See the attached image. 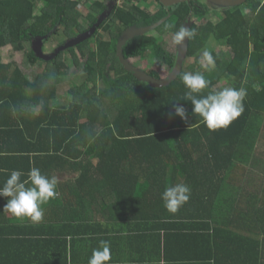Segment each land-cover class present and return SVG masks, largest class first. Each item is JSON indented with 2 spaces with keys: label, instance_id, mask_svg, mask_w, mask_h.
<instances>
[{
  "label": "trees",
  "instance_id": "obj_1",
  "mask_svg": "<svg viewBox=\"0 0 264 264\" xmlns=\"http://www.w3.org/2000/svg\"><path fill=\"white\" fill-rule=\"evenodd\" d=\"M118 1L135 5L126 11L115 4L100 25L102 29L45 62L50 67L41 79L29 80L17 63L0 59V140L5 143L13 134H23L32 147L28 151L35 160L31 168L40 169L42 174L139 176L125 181H134L132 187L140 184L135 199L154 206V220L158 219L160 233L169 237L171 249L174 246L176 262L199 260L203 244L206 258L217 264H264V214L247 209L249 197L242 190L220 189L218 195L203 185L211 176L198 179L200 174H228L220 181L228 182L234 154L264 140V132L260 134L253 127L264 116V0L218 7L222 17L215 23L206 19L209 11L204 4L200 8L194 2L182 3L167 9L160 5L159 13L152 15L148 8L136 6L152 0ZM107 9L105 0L0 1V48L23 52L25 45L37 38L60 34V27L67 37L76 38L94 26ZM192 15L204 22L189 19L188 29L195 35L188 38L176 80L155 89L124 71L115 55V43L124 28L165 20L160 31L174 35ZM144 17L152 21L144 24ZM140 39L125 47L136 46L135 52L146 57L143 45H150L158 66L174 67L175 54L166 53L151 37ZM210 40L217 44L209 50L215 65L205 68L201 53ZM26 59L32 66L39 63L33 50ZM68 63L79 68V80L68 90L67 102L60 103L56 100L57 85L44 81L62 78ZM186 72L202 73L209 81L199 96L218 91L220 86L246 89L242 114L227 128L210 131L191 113L182 83ZM176 103L189 110L187 123L178 116L169 117ZM90 157H96L95 164ZM31 168L10 166L4 174L12 170L27 174ZM177 183L188 185L191 194L188 202L171 214L164 208L161 194ZM167 248L164 241L166 258Z\"/></svg>",
  "mask_w": 264,
  "mask_h": 264
},
{
  "label": "crops",
  "instance_id": "obj_2",
  "mask_svg": "<svg viewBox=\"0 0 264 264\" xmlns=\"http://www.w3.org/2000/svg\"><path fill=\"white\" fill-rule=\"evenodd\" d=\"M253 127L260 134L264 132V116ZM22 135L15 133L5 143L0 140V186L10 166L31 168L35 163L28 152L32 147ZM242 151L234 154L228 182H220L228 174H200L198 179L211 176L203 185L215 189L218 195L220 189L242 190L249 197L247 209L264 214V140H256ZM91 159L95 164L96 157ZM44 175L57 178L58 195L43 206L42 222L13 218L3 207L8 198H0V264H88L92 250L101 241L110 244L111 260L107 264L186 263L176 262L174 246L171 249L169 237L158 230L151 202L135 199L140 184L132 187L134 181H125L139 176L75 172ZM26 178L27 174L21 177ZM164 241L168 243L167 258ZM199 250V260L190 264H217L206 258V246L201 244Z\"/></svg>",
  "mask_w": 264,
  "mask_h": 264
},
{
  "label": "clouds",
  "instance_id": "obj_3",
  "mask_svg": "<svg viewBox=\"0 0 264 264\" xmlns=\"http://www.w3.org/2000/svg\"><path fill=\"white\" fill-rule=\"evenodd\" d=\"M112 10L113 7L112 9H109L108 12L111 13ZM194 35L195 33L193 31L181 26L179 31L174 33L173 40L177 46H181L186 39L192 38ZM51 38L54 37L37 38L36 43L34 42L35 40H33L31 44L41 42L42 53L46 56H50L56 49L63 46V43L61 42V44L53 50H49L45 45V40L49 43H53ZM44 47L47 51H44ZM65 51H67V49L60 53ZM122 55L123 59L127 61L131 67L139 70L132 66L130 59L126 58L125 54L122 53ZM55 57L49 60L37 59L39 62H47L52 61ZM201 59L205 68L214 67L215 60L211 52L207 50L203 51ZM173 68L171 69L173 70ZM139 71L142 72V70ZM148 76H150V74ZM150 77L160 79L157 76ZM182 83L187 89L185 96L191 102V113L198 115L210 131L227 128L242 114L244 110L243 101L247 94L246 89L244 88L237 89L234 87H225L215 92H209L205 96H199L202 90L209 85V81L199 72L184 73L182 76ZM58 94H60V92H58ZM56 100L60 101L59 95ZM172 109V112L168 113L169 117L173 115L178 116L181 120L186 123L188 122L189 110L183 104H173ZM24 175L25 174L20 170H12L3 185L0 186V198H8L3 207L13 218L21 221L27 220L33 224H37L42 222L44 218L43 206L50 200L55 199L58 195L56 190L58 180L55 176L48 177L47 175L42 174L40 169L35 167L31 168L27 173V178L22 180L21 177ZM190 194V187L183 183H177L173 186L166 187L161 194L163 206L169 213L175 214L188 202ZM110 260V244L107 241H101L99 247L92 250L91 257L88 259V264H107Z\"/></svg>",
  "mask_w": 264,
  "mask_h": 264
},
{
  "label": "rangeland",
  "instance_id": "obj_4",
  "mask_svg": "<svg viewBox=\"0 0 264 264\" xmlns=\"http://www.w3.org/2000/svg\"><path fill=\"white\" fill-rule=\"evenodd\" d=\"M87 3L89 5L90 2H87ZM125 4H127L126 1L124 3H121V5H123L124 7H125ZM199 4H204L208 7L209 13L206 16L207 20H211L213 23H215L221 19L222 13H221L220 9H218V7H220V6L217 7V6L211 5L210 3H207V2H200ZM140 6L143 7L142 4H140ZM150 8L152 10H154V8H155L154 2L151 3ZM191 20L197 24H202L204 22L203 19H200L194 15L191 16ZM50 28H51V26H48V30ZM58 32L60 33V31H58ZM151 33H153V32H151ZM165 39H166V41H168V45L174 43V41L171 39L170 35H165ZM64 40H65L64 35L58 34L54 38H51V41H53V43H49V42H47V40H45V42H46L45 45L47 46V48H49V50H53L55 47H57L59 44H61V42H63ZM36 41H37V39H35L34 42L36 43ZM157 41H160V40H157ZM35 43L29 44V45L26 44L25 50L23 52H15L14 53L13 51H11L10 47L0 48V59L4 62H15V63H17L19 66H21L24 69L26 77L29 80H36L37 78H40V76L45 72V70L48 67H50V65L46 64L45 62H39L34 66L29 64L28 60L26 59V56L30 50H33V46ZM168 45H166V47H167L166 49L169 51H174V45H171V46H168ZM216 45L217 44L215 43V41L210 40L208 43V48L206 50L207 51L213 50L216 48ZM44 51H47V49L45 47H44ZM202 53H201V55H202ZM133 54H134L133 59H132V56L130 58L129 57L128 58L132 60L131 62L134 63L132 66H134L135 68L142 70L141 65L146 66V64H149L147 59L145 60L143 53L134 52ZM148 54H149V52H146V58H147ZM69 64L70 63H68V70L65 72V75L62 78H59L56 81H52L50 79H45V81H44L46 85L53 84V83H55L57 85L58 92H60V94H58V95H60V103L67 102L68 90L72 87L74 82H77L79 80L78 79L79 68H76V66L69 65ZM148 67H151L150 72L153 73V76H155V77L157 76L160 79L167 77L172 70V69H169L166 67H158V66H154V65L148 66Z\"/></svg>",
  "mask_w": 264,
  "mask_h": 264
},
{
  "label": "water",
  "instance_id": "obj_5",
  "mask_svg": "<svg viewBox=\"0 0 264 264\" xmlns=\"http://www.w3.org/2000/svg\"><path fill=\"white\" fill-rule=\"evenodd\" d=\"M0 1H3V0H0ZM192 1H204L207 3L213 4L217 7L220 6V7H227L228 8V7L240 6V5L244 4L247 0H158V2L166 8L172 7L174 5L182 4V3H189ZM104 19H105V16L104 15L101 16L98 19V21L96 22V24H94V26H92L88 31H86L84 34L68 41L65 45L56 49L54 51V53L50 56H46L42 53L41 42H37V44H34V47H33L34 53L36 54L37 58L40 60L52 59L53 57L57 56L61 51H64L68 48L79 45L80 43L84 42L86 39H89L94 34V32L97 30V28L100 26V24L103 22ZM147 30L148 29H144L143 31H147ZM143 31H142V33H143ZM140 33H141V31L137 32L136 35H139ZM131 35H132V33L130 31H127L118 40L116 55L119 58V61L122 65L123 69L126 72L131 73L137 79V81L145 82L148 84L149 87L155 88V89L165 87V86L169 85L172 81L176 80L178 74L181 71L183 61L186 57L188 39H186L185 42L179 47L178 52H177V58H176L177 60H176L175 66H174L173 70L171 71V73L166 78L155 79V78H152V77L146 75L144 72H141L137 69H134L133 67H131L128 64L127 61H125L123 59L122 47L127 42V40L129 38H131Z\"/></svg>",
  "mask_w": 264,
  "mask_h": 264
},
{
  "label": "flooded vegetation",
  "instance_id": "obj_6",
  "mask_svg": "<svg viewBox=\"0 0 264 264\" xmlns=\"http://www.w3.org/2000/svg\"><path fill=\"white\" fill-rule=\"evenodd\" d=\"M97 0H94V2H96ZM99 1H101V0H99ZM106 1V6H108V8L109 9H112V7L114 8V5L115 4H117L119 7H121V8H123V9H125L126 11H130V7H133V5H135V3H127V4H125V7L124 6H121L120 5V1H118V0H105ZM158 1V0H157ZM152 2H154L155 3V8H154V10H152L151 8H150V6H151V3ZM152 2L151 3H145V2H139V3H136L137 5V7L139 6V8L140 9H142V10H144L145 8H148V11L149 12H151V14L152 15H156V14H158L159 13V11L161 10V4L159 3V2H156L155 0H152ZM191 3V2H190ZM200 2H198V1H195L194 2V5L195 6H197V7H200L201 8V5L199 4ZM140 4H142L143 5V7L142 6H140ZM189 4V3H188ZM91 5V4H90ZM161 5V6H160ZM191 7H192V5H191ZM168 8H170V7H168ZM109 9H107L106 11H104V13H102V15L101 16H105V19L103 20V22L106 20V18H107V16L110 14H108V11H109ZM165 9H167L166 7H165ZM106 14V15H105ZM101 16H99V18L101 17ZM98 18V19H99ZM144 18H147V17H144ZM187 19L183 22V24H182V26H184V27H187V28H189V25H190V20L189 19H191V17H186ZM98 19H97V21H98ZM113 19H115V18H113ZM143 22H144V20H142ZM149 21H152V18H150V17H148L147 19H145V23L144 24H146L147 22H149ZM165 21V20H164ZM164 21L162 20V21H160V22H158V23H153V24H150V23H148L147 24V26L146 25H137V23H136V25H132L131 27H126V28H124L123 29V31H122V34L120 35V37L121 36H123V34H125L127 31H130L131 33H132V35H131V38H129L128 40H127V42L124 44V46L122 47V53L123 54H125V57L126 58H130L131 56H132V59L134 58V52H135V50L137 49L136 48V46H133L132 48H126L125 46H126V44H128V42H131V41H134L135 39H140L142 36H145V37H151V38H153V39H155L156 40V44H158L159 46H161L162 47V49L166 52V53H169V54H175L176 55V58H177V52H178V49H179V47L180 46H177L175 43H172V44H170V45H168V41H166V39H165V35H170V37H171V39L173 40V36L174 35H172V32H162V31H160V26H161V24H163L164 23ZM103 22L101 23V24H103ZM111 23H112V21H110ZM96 24V23H95ZM100 24V25H101ZM157 25V26H156ZM91 26H89V28H90ZM100 29H102L101 28V26H99L98 28H97V30H100ZM144 29H148L147 31H143ZM89 30V29H88ZM87 30V31H88ZM139 31H141V33L139 34V35H136V33L137 32H139ZM142 31H143V33H142ZM151 32H153V33H151ZM83 34H84V32H83ZM60 35H64V41L62 42L63 44L62 45H64V44H66L68 41H70V40H72L73 38H71V37H67V35H69L68 33H66V30L64 29V28H62V27H60ZM82 35V34H81ZM102 35L104 36V34L102 33ZM119 37V38H120ZM119 40V39H118ZM118 40L116 41V43H115V54L117 53V46H118ZM141 40V39H140ZM157 40H160V41H157ZM174 41V40H173ZM166 45H168V46H171V45H174V51H169V50H167L166 48ZM77 46V45H76ZM143 46H145V51L146 52H149V54H148V56H147V58L145 57V60L147 59V61L149 62V64H146V66H142L141 65V68H142V72H144V73H146V74H150V76H153V73L152 72H150V70H151V67H148V66H152V65H154V66H158L157 64H156V58L152 55V46H150V45H147V44H144ZM75 47V46H74ZM128 58V59H129ZM177 60V59H176ZM132 60L130 59V63L133 65L134 63H132L131 62ZM175 63H176V61H175ZM158 67H166V68H168L166 65H162V66H158ZM170 69V68H169ZM155 77V76H154Z\"/></svg>",
  "mask_w": 264,
  "mask_h": 264
}]
</instances>
